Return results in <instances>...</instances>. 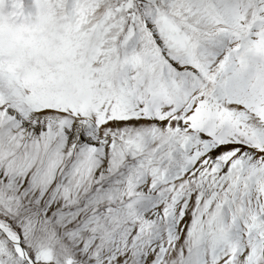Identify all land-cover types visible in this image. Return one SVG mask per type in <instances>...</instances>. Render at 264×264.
Instances as JSON below:
<instances>
[{"label": "snow or ice", "instance_id": "snow-or-ice-1", "mask_svg": "<svg viewBox=\"0 0 264 264\" xmlns=\"http://www.w3.org/2000/svg\"><path fill=\"white\" fill-rule=\"evenodd\" d=\"M0 264H264V0H0Z\"/></svg>", "mask_w": 264, "mask_h": 264}]
</instances>
